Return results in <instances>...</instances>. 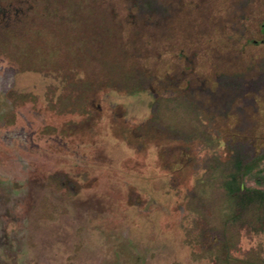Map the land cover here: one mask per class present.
Instances as JSON below:
<instances>
[{
	"label": "rangeland",
	"instance_id": "1",
	"mask_svg": "<svg viewBox=\"0 0 264 264\" xmlns=\"http://www.w3.org/2000/svg\"><path fill=\"white\" fill-rule=\"evenodd\" d=\"M176 1L146 27L126 0H0V264H227L192 223L190 191L211 196L195 148L168 130L191 117L152 105L263 59L264 0ZM252 117H217L222 147L264 150V100ZM235 243L231 264H261L264 238Z\"/></svg>",
	"mask_w": 264,
	"mask_h": 264
},
{
	"label": "trees",
	"instance_id": "2",
	"mask_svg": "<svg viewBox=\"0 0 264 264\" xmlns=\"http://www.w3.org/2000/svg\"><path fill=\"white\" fill-rule=\"evenodd\" d=\"M126 2L131 16L141 20L146 27L162 25L174 16L178 8L176 0ZM261 29L264 33V25ZM245 42L257 43L255 40ZM261 42L264 43V39ZM151 80L152 77L142 73L136 77L142 90L150 86ZM166 80V84L162 82L164 85L170 84L172 78L168 76ZM179 92L169 90L162 94L152 105V110L158 118L164 106L175 114L180 111L190 115L188 118L191 117L193 122L190 129L182 130L170 125L168 130L173 138L195 148L197 172L203 171L205 181L211 186L209 197L199 195L196 190L190 191L196 203L191 208V219L197 227L198 239L202 240L204 249H221L227 264L239 259L248 260L249 251L235 243V239L239 242L264 238V189L246 184V177L252 175L264 160V150L257 152L252 141L243 139H228L222 147V137L213 124L217 117L227 118L235 114L239 118L236 129L240 133L252 130L255 124L252 112L257 111L258 101L264 100V58L249 64L244 71L218 73L214 85L202 80L189 83ZM188 118L184 119L187 121ZM253 179L259 186H264V176L255 174ZM216 207L222 213L217 226L210 221L215 214L212 209L216 210ZM215 239L217 241L212 247L209 246L208 241ZM261 264H264V259Z\"/></svg>",
	"mask_w": 264,
	"mask_h": 264
}]
</instances>
